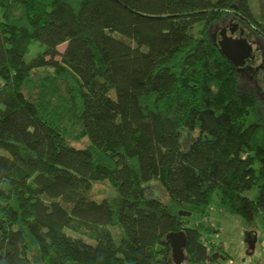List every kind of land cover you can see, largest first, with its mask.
Wrapping results in <instances>:
<instances>
[{
	"label": "trees",
	"instance_id": "trees-1",
	"mask_svg": "<svg viewBox=\"0 0 264 264\" xmlns=\"http://www.w3.org/2000/svg\"><path fill=\"white\" fill-rule=\"evenodd\" d=\"M258 1L257 18L249 0H0V264H175L181 230V264H209L215 191L250 224L264 215L259 101L207 35L232 4L264 30ZM102 180L116 195L89 198Z\"/></svg>",
	"mask_w": 264,
	"mask_h": 264
},
{
	"label": "rangeland",
	"instance_id": "rangeland-1",
	"mask_svg": "<svg viewBox=\"0 0 264 264\" xmlns=\"http://www.w3.org/2000/svg\"><path fill=\"white\" fill-rule=\"evenodd\" d=\"M249 4H250L251 10L253 11L255 17L258 18L259 1L249 0ZM0 18H1V8H0ZM200 29H201V25L195 24L192 28V33L194 35H198L200 32ZM64 46L65 44L59 45L58 50L62 51ZM43 49H44V46L40 44L38 41L36 40L32 41L29 44L28 49L24 54V59L26 61L29 60L31 57L35 56L37 53L42 52ZM46 71L48 70L45 67L36 69V72L38 73H44ZM109 93L110 95H113L112 90ZM260 113L264 119V109L262 110V112L260 111ZM253 117L254 115L250 113L245 123L250 122ZM196 133H197L196 131L193 132V134H196ZM188 141H185V144ZM70 142L77 147H83L85 143L88 142V139L84 138L78 141H74L71 139ZM0 152L3 154H7V152L1 148H0ZM257 165L258 164H255V166ZM143 188L145 190L146 195L148 196H156V197H162V198H165L166 196L163 187L156 179H152L149 182H147L143 186ZM257 189H258L257 185H253L250 189L245 190L243 194L250 198H254L257 195ZM116 193L117 192L115 190V187L108 180L94 181L92 182L90 189L86 191V194L89 198L97 200V201L102 200L104 198L110 199L114 197ZM209 207L211 210H210V215L208 217L212 224L217 223V226H216L217 231H213V232L203 231V235H205L207 239L212 238L216 246H221L223 249H225L227 252L224 254L226 255L229 254V257L226 260L218 259L217 261L212 262L211 264H243L244 257L250 260L248 256H251L252 253L253 254L257 253L258 259L263 257L261 256L260 244H261V240L264 235V216L261 214V212L255 215L254 221L252 224L248 223L246 219L242 217L240 214L228 210L223 205V203H221L220 192L218 190L215 191V193L213 194ZM193 219H194V215L188 216L189 221H193ZM108 228L111 231V235L114 241L118 243L122 235L119 226L114 224V225H109ZM65 231L74 236L80 235V233L74 230H71V229H65ZM251 232L256 235L257 233L260 235L258 243L256 245V249H255L256 240L254 242L253 249L247 248V241L249 239ZM82 237L87 241H92L87 236L82 235ZM259 254L260 256H258Z\"/></svg>",
	"mask_w": 264,
	"mask_h": 264
},
{
	"label": "flooded vegetation",
	"instance_id": "flooded-vegetation-1",
	"mask_svg": "<svg viewBox=\"0 0 264 264\" xmlns=\"http://www.w3.org/2000/svg\"><path fill=\"white\" fill-rule=\"evenodd\" d=\"M221 32L231 33L233 37L243 33L247 41L251 43V58L245 59L239 66L231 64V70L236 77L238 89L257 97L262 112L264 109V30L244 18L235 5L209 24L207 33L215 45Z\"/></svg>",
	"mask_w": 264,
	"mask_h": 264
},
{
	"label": "water",
	"instance_id": "water-1",
	"mask_svg": "<svg viewBox=\"0 0 264 264\" xmlns=\"http://www.w3.org/2000/svg\"><path fill=\"white\" fill-rule=\"evenodd\" d=\"M231 7H235V4H232ZM217 46L220 54L227 59V61L235 66L241 65L245 59L251 58L252 46L246 39V36L243 33H240L237 37H233L231 33H219ZM179 214L189 215L190 212L179 211ZM166 238L169 240L171 247V256L175 264H181L186 256L184 252L186 237L183 230L178 232H172L166 235ZM256 237L253 236L247 241V248L253 249L254 242ZM211 258L213 260L217 259H226L222 253L214 251L211 253Z\"/></svg>",
	"mask_w": 264,
	"mask_h": 264
},
{
	"label": "crops",
	"instance_id": "crops-1",
	"mask_svg": "<svg viewBox=\"0 0 264 264\" xmlns=\"http://www.w3.org/2000/svg\"><path fill=\"white\" fill-rule=\"evenodd\" d=\"M220 201H221V199H220ZM221 203H222V202H221ZM209 209H210V207H209ZM210 210H211V209H210ZM210 210H209V214H208V216L210 215ZM261 214L263 215V213H261ZM208 216H207V217H208ZM263 216H264V215H263ZM206 222H207L209 225L213 226V231H217V228H216L217 223L212 224V223L210 222V220H209V217L206 219ZM213 231H212V232H213ZM255 235H256V234H254V233L251 232V234H250V238H252V237L255 236ZM259 237H260V235L257 233V235H256L255 249H256V245H257V243H258ZM203 239L205 240V242L207 243V245L209 244V246H213V247L215 248V251H218V252L222 253L224 256H226V259L229 257V254H228V255L224 254V253H226L227 251H226L225 249H223L221 246H216V244H215V242L213 241L212 238L207 239V238L205 237V235H203ZM244 247H245V246H244ZM260 248H261V256H263L262 258L258 259V258H257V253H255V254L252 253L251 256H248L250 260H248L247 258L244 257V259H243V262H244V263H243V264H258V263L264 262V235H263V238H262V240H261ZM254 252H255V250H254ZM258 256H260V254H259ZM226 259H224V260H226ZM217 260H218V259H217ZM217 260H213L212 262H215V261H217ZM212 262H210L209 264H211Z\"/></svg>",
	"mask_w": 264,
	"mask_h": 264
},
{
	"label": "built area",
	"instance_id": "built-area-1",
	"mask_svg": "<svg viewBox=\"0 0 264 264\" xmlns=\"http://www.w3.org/2000/svg\"><path fill=\"white\" fill-rule=\"evenodd\" d=\"M258 264H264V262L258 263Z\"/></svg>",
	"mask_w": 264,
	"mask_h": 264
}]
</instances>
